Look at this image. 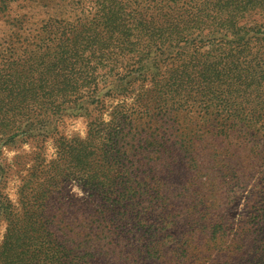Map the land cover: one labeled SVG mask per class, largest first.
Returning <instances> with one entry per match:
<instances>
[{"label":"rangeland","instance_id":"1","mask_svg":"<svg viewBox=\"0 0 264 264\" xmlns=\"http://www.w3.org/2000/svg\"><path fill=\"white\" fill-rule=\"evenodd\" d=\"M262 3L199 0L184 29H165L151 36L131 33L127 45H132L133 53L123 59L131 62L140 53L148 55L139 72L105 82L92 95L82 94L58 126L21 121L16 125L18 136L11 141L0 137V196L17 205L26 170L41 160L47 164L56 159L58 150L67 152L63 145L76 146L74 142L86 136L88 121L82 109L90 106L81 101L90 97L89 102L99 101L104 122L115 125L121 120L120 153L131 143L134 130L143 131L144 138L150 136L154 143L150 156L173 163L161 177L160 222L152 217L149 223L161 226L152 238L163 256L154 264H264ZM193 4L192 0H0V59L4 61L9 51L47 45V31L82 12L128 13L122 28L131 29L130 22L137 23L140 16H186ZM145 39L153 44L162 39L157 44L160 52ZM87 196L68 181L48 203L55 216L52 233L67 248L70 264H130V247L116 235H101L94 218L99 211L82 201ZM61 213L76 218L79 226L60 230ZM1 216L0 244L8 227ZM101 250L109 256H98ZM121 253L129 259L125 261Z\"/></svg>","mask_w":264,"mask_h":264},{"label":"trees","instance_id":"2","mask_svg":"<svg viewBox=\"0 0 264 264\" xmlns=\"http://www.w3.org/2000/svg\"><path fill=\"white\" fill-rule=\"evenodd\" d=\"M198 2L192 0L193 7L186 16H140L137 23L130 22L131 29L122 28V23L130 16L128 13L120 15L118 10L107 13L109 9L104 8L105 12L95 10L93 16L82 12L67 18L63 26L47 31L50 35L47 45L9 51L4 61L0 59V137L11 141L18 136L16 125L21 121L31 120L41 126L55 122L58 126L65 111L71 109L77 99H82V94L90 92L92 95L105 82L122 81L133 72H139L142 63L149 58L140 53L131 62L123 59L133 53L132 45H127L130 34L151 36L165 29H184L191 21L188 18L193 9V14L196 13ZM263 4L261 9H264ZM145 40L160 52L157 44L162 39L157 44ZM88 99L90 97L81 101L90 106L82 109L88 121L86 136L74 142L76 146L63 145L67 152L58 150L57 158L47 164L41 160L36 167H29L26 182L15 202L17 205H11L0 196V214L8 221L7 233L0 244V264L71 263L67 248L60 245L58 237L52 233L55 216H51L48 205L49 200H54L51 196L68 181H74L88 194L82 200L86 206L99 211L94 218L101 226V235H116L123 246L130 247V264H154L162 259L158 241L152 238L158 235L161 226L152 227L149 223L152 217L160 222L163 212L161 177L173 163L150 156L154 143L149 141L150 136L144 138L143 131L134 130L131 143L120 153L121 120L113 122L115 125L104 122L99 101L89 102ZM44 134L48 133H43L42 139ZM63 142L57 143V148ZM64 218L67 217L61 213L60 230L72 228L78 222L76 218ZM74 235L78 237L76 231ZM18 238L20 243L16 242ZM100 254L109 256L105 250L98 256ZM121 256L125 261L129 259V255L125 257L121 253Z\"/></svg>","mask_w":264,"mask_h":264}]
</instances>
